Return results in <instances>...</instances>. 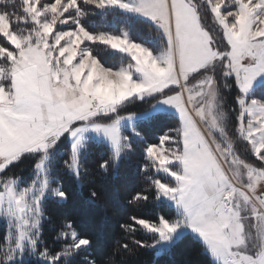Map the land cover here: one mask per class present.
Instances as JSON below:
<instances>
[{"label":"snow or ice","instance_id":"obj_1","mask_svg":"<svg viewBox=\"0 0 264 264\" xmlns=\"http://www.w3.org/2000/svg\"><path fill=\"white\" fill-rule=\"evenodd\" d=\"M96 16L113 30H97ZM158 113L176 126L149 143L137 129ZM137 143L146 187L128 205L152 194L172 211L121 223L113 258L162 255L190 235L207 264H264V0H0V264H115L93 256L72 218L54 237L62 247L46 246L45 203L68 199L58 163L79 180L89 146L102 144L99 168L115 174ZM24 161L28 181L12 171Z\"/></svg>","mask_w":264,"mask_h":264},{"label":"trees","instance_id":"obj_2","mask_svg":"<svg viewBox=\"0 0 264 264\" xmlns=\"http://www.w3.org/2000/svg\"><path fill=\"white\" fill-rule=\"evenodd\" d=\"M89 9H86V11ZM98 24L97 30H113L111 27H105L100 16L94 17ZM108 20L112 17L109 15ZM123 28V24L117 25ZM151 30L142 24H136L135 35L138 39L147 38ZM126 63L127 61H123ZM110 64L119 66L121 57L115 56L109 61ZM226 97L225 111L232 104L234 92L224 90ZM148 107V104H137L129 106V110L136 111ZM177 118L170 113H158L152 120L143 122L138 126V131L149 142H157V137L162 135L170 127L176 126ZM231 132V128L229 129ZM127 134V133H126ZM143 144L137 143L136 151L130 156L120 161L119 168L114 174L109 168L104 173L99 164L103 159L109 158V152L106 146L102 144H91L87 155L82 159L81 177L77 180L73 175L64 170L61 164H57L55 174L59 180L60 186L67 193L68 199L65 202H57L49 199L45 203V216L43 221L44 244L53 250H59L62 247V241L56 243L54 237L59 230V224L65 218L75 220L78 231L87 233L94 240V246L90 251L98 261L109 260L116 248V241L122 240V231L119 227L132 215L141 218H151L157 212H171L166 204H162L152 199V194L148 202H144L139 207H130L128 200L130 193L139 191L146 187L143 176L138 171V167L143 163L142 149ZM30 162L24 161L12 171L22 176L28 181L30 172ZM22 170V171H21ZM54 187L56 185H53ZM92 191L98 193V199L95 204L89 202V195ZM6 234L5 223H0V243L4 241ZM137 239H148L143 234H138ZM81 256L84 253L80 254ZM29 264H34L35 258H28ZM80 257H77L78 261ZM115 264H207L206 257L199 243L190 235L183 238L169 252L157 255L155 252L139 248L133 253L121 252L114 258Z\"/></svg>","mask_w":264,"mask_h":264},{"label":"rangeland","instance_id":"obj_3","mask_svg":"<svg viewBox=\"0 0 264 264\" xmlns=\"http://www.w3.org/2000/svg\"><path fill=\"white\" fill-rule=\"evenodd\" d=\"M206 24H211V20L210 18L208 20L205 21ZM230 132V130H229ZM230 135H231V132H230ZM235 148H236V151L238 152V154L240 155V157L242 159H244L246 162H249V163H253L255 164L257 167H259L260 165L258 164V162L255 161V158L251 156V154L246 151L245 149V145L243 143H237L235 145ZM23 186V185H22ZM0 223H4L2 220H0Z\"/></svg>","mask_w":264,"mask_h":264}]
</instances>
